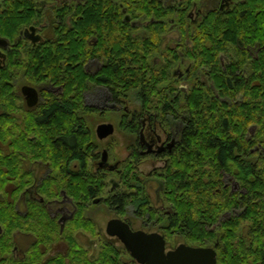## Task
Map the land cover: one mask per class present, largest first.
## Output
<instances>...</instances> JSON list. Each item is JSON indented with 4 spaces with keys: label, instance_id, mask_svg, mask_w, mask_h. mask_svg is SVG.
<instances>
[{
    "label": "flooded vegetation",
    "instance_id": "af4514ba",
    "mask_svg": "<svg viewBox=\"0 0 264 264\" xmlns=\"http://www.w3.org/2000/svg\"><path fill=\"white\" fill-rule=\"evenodd\" d=\"M68 131L81 154L60 150ZM0 158V204L16 221L7 254L26 264L32 249L35 264L77 253L140 264L110 221L158 235L165 251L210 247L215 264L227 254L251 263L264 218L253 193V168L257 179L264 168V2L0 0ZM190 181L214 197L196 215Z\"/></svg>",
    "mask_w": 264,
    "mask_h": 264
},
{
    "label": "trees",
    "instance_id": "16d2710c",
    "mask_svg": "<svg viewBox=\"0 0 264 264\" xmlns=\"http://www.w3.org/2000/svg\"><path fill=\"white\" fill-rule=\"evenodd\" d=\"M258 1L259 3L264 2V0H253ZM70 130V128L68 129ZM77 138V135H76ZM74 133H70V131L67 132L66 137L62 138L61 140V146L60 150L62 153H72L75 151V153L81 154V146L74 141ZM220 152H221V161L224 162L225 156L229 151V147L226 143H220ZM5 159L0 158V165L5 168ZM0 166V190L2 189V186L4 185L6 178V172L2 170V167ZM260 179L255 178V166L253 168V193H256L258 190L261 192V194L264 192V168L261 172ZM203 176H205L210 183H212L213 174L212 173H206L203 172ZM261 180V181H260ZM260 183V184H259ZM83 193V192H80ZM79 192H76L77 196H80ZM258 197V200H261L262 202L264 199L262 198V195ZM212 193L209 189H205V186L202 188L201 184H194L190 181V186L187 190V199L191 202L190 210L193 212L192 215L197 214L198 210V201H204L206 204V207H212L211 201L213 200ZM255 198V197H254ZM7 210L5 209V205L0 204V224L4 228L2 234H0V264H26V259H15L10 254H7L10 251V231L14 227V223L16 221H13L12 223L8 224L6 222V216ZM260 223H254L257 227H254L253 231V243L254 247L256 246V251L252 255V261L251 263H247V261L239 262L242 258L240 255H233V254H227L226 256H222L220 260L223 263L226 264H264V218L259 219ZM79 225V224H78ZM256 229V230H255ZM32 252L29 253V264H35V262L38 260V254L34 249L31 250ZM70 253L72 252V246H70L69 249ZM109 256V255H107ZM107 256L100 255L99 258L93 260L92 264H95V260L100 261L99 264H107ZM73 258V257H72ZM71 261H74L76 263L70 262V264H85L82 263L80 259H83L79 253L76 254V260L72 259ZM244 259V258H243ZM60 264H63L62 260L59 262ZM58 263V264H59ZM55 264V263H50ZM57 264V263H56Z\"/></svg>",
    "mask_w": 264,
    "mask_h": 264
},
{
    "label": "water",
    "instance_id": "95a60500",
    "mask_svg": "<svg viewBox=\"0 0 264 264\" xmlns=\"http://www.w3.org/2000/svg\"><path fill=\"white\" fill-rule=\"evenodd\" d=\"M120 222L110 221L106 231L117 235L130 256L140 264H215V251L210 247L180 244L172 250H164L163 240L156 234L130 232ZM114 227V228H111Z\"/></svg>",
    "mask_w": 264,
    "mask_h": 264
},
{
    "label": "rangeland",
    "instance_id": "374dc122",
    "mask_svg": "<svg viewBox=\"0 0 264 264\" xmlns=\"http://www.w3.org/2000/svg\"><path fill=\"white\" fill-rule=\"evenodd\" d=\"M107 216L108 215L105 212H103L102 210H97L96 213L94 214V219L100 225H102ZM189 241H190V243H195L196 242V240H194V239H190Z\"/></svg>",
    "mask_w": 264,
    "mask_h": 264
},
{
    "label": "bare ground",
    "instance_id": "6f19581e",
    "mask_svg": "<svg viewBox=\"0 0 264 264\" xmlns=\"http://www.w3.org/2000/svg\"><path fill=\"white\" fill-rule=\"evenodd\" d=\"M167 15V14H166ZM124 60V59H123Z\"/></svg>",
    "mask_w": 264,
    "mask_h": 264
}]
</instances>
